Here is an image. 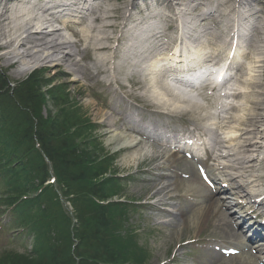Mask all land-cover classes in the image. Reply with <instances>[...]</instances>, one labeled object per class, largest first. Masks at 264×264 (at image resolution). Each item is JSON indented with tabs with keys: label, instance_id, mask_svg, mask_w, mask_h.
<instances>
[{
	"label": "rangeland",
	"instance_id": "1",
	"mask_svg": "<svg viewBox=\"0 0 264 264\" xmlns=\"http://www.w3.org/2000/svg\"><path fill=\"white\" fill-rule=\"evenodd\" d=\"M39 1L40 7L46 4L44 0ZM191 1L181 0L180 2L189 4ZM193 1L197 2V0ZM239 1L241 3L242 0L199 1V3L204 4L205 8L199 7L196 10V14L203 12L213 13L212 18L204 21L203 25L197 29V32H201L204 36L210 33L208 40H204L206 45V49L205 47L202 48V50L205 49V51L203 50L204 56H218L220 59L228 56V51L230 47L232 48L233 41H230V38L227 39L229 37V29L232 27L227 28V25H234L233 21L238 20V25H240L244 23V18H250L249 21H252V26L249 28V32L254 36L259 32L257 34L258 41L264 37V0L251 3V7L250 5L249 7L247 5L240 6ZM196 2L191 6L192 9L196 7ZM222 2H230L229 5L237 4L236 11L217 8V4ZM167 3V0H138L135 9L131 10V7L129 9L133 14L130 18L134 16L138 20L139 18L145 19L153 13V15H158V19L154 18L150 22H145L144 20L146 25L142 26L137 23L132 26V24L128 23L127 27L125 26L126 28H123L122 25L118 29H107L105 34L111 40L106 45L111 47L112 50L110 52L95 51L93 49L95 46L93 45V40H90V44L87 45L72 46L71 48L74 51L80 52L79 55L73 58L75 62H80L83 68V72L79 75L66 72L69 71L66 65L59 66L61 72H57L55 70L58 68H53V66L46 63H40L28 71H23L15 60L8 59L10 56L5 54L6 51L3 47L5 41L2 38H0V71L4 73L11 86H14L16 82L25 80L37 70L48 79L55 80L57 84L59 82L66 84L71 100L75 104H79L82 112L87 115L92 124L97 126L96 135L101 140L105 150L114 157L117 177L124 181L121 184L122 190L115 200L133 201L139 205L137 210L130 209L131 211L127 213L124 222L119 226L129 235L126 236L130 238L129 246L134 248V251L130 253L142 259L143 264H264V253L256 252L254 248L258 246L249 244L244 234H241V230L236 228V234H241L238 240H235V238L229 239L227 233L219 226L224 224L223 218L220 219L215 216L211 217L210 221L207 219L198 221L195 225L191 222L195 214L200 216L203 213L205 214L204 208L207 206V200L203 191L200 194H194L193 187L187 183L195 184V187L200 186L206 177L204 173L199 174L198 172H205L206 175L207 173L210 175L212 171L214 175L219 173L218 177L221 178L222 174L217 171L218 167L213 166L210 160L204 161L203 159H199L193 169H190V167L184 168L181 164H174L172 163L174 161H170V152L165 147L154 143L153 140L147 139L146 137L149 135L144 133V128L146 127L176 134L183 133L185 135V133L193 132L195 135H203L207 128L214 127L217 120L216 115L223 117L228 115L230 112L228 111V106L232 104L231 100L228 101L222 98L218 91L210 94L200 88L197 89L196 87L193 88L189 85H181L175 82L178 73L173 72V69L166 70L164 63L158 62L161 66L163 65V71L160 72L162 77L166 74L173 76V78L168 80L159 78L156 75L157 71L152 72L154 69L152 64L157 63L159 59V57L154 56V52H149L146 57L141 55V58L145 59L153 55L150 61L145 60L139 65L133 64L131 66V60L139 61L140 58L139 52L135 48V50L130 48L132 44L138 41L136 38L138 33L133 34L136 29L138 31L144 28L164 30L167 40L165 43L168 45L170 53L174 52L176 48L182 47V44L179 45V33L178 30H175V27L178 25L181 26V29L184 27L180 22L182 16H184L180 13V9H184V7H170L166 11ZM127 7L126 0H104V3L97 2L92 6L97 12L95 15L81 20L83 25L80 27L74 24L73 27L69 26L74 33L70 30L64 31L63 24L59 22L54 27L62 29V37L77 42L79 33H81L80 30L87 29L90 25L102 27L101 24L97 25L93 22V18L99 15L121 17L125 8L127 11ZM251 8L253 9L251 10ZM116 9L118 10L116 11ZM228 10L235 11L234 15H228ZM214 11L216 12L214 13ZM106 12L110 14H106ZM219 12L221 14H218ZM166 15H172L173 18L178 19V22L168 20L169 18H166ZM66 20L71 19L67 18ZM74 21H78V19ZM120 22L122 21L117 22V24H120ZM255 22L262 34L260 31L255 32L253 30L252 27ZM110 23L112 24V22ZM201 38L202 36L196 38L195 46L201 43ZM219 42L225 43L226 46L228 45L226 54L222 51L221 54L216 55ZM147 43L149 46L152 44L149 40H143V47H148ZM202 45L203 43L200 44V46ZM257 46V49L262 48L261 53L255 52V49H249V51L242 52L234 58V63H236L234 76L237 75L236 78L243 77V74L249 71V68L254 65L251 61L258 57L257 54L261 55L262 58L264 57V47H262L264 43L259 42ZM247 52L250 54L248 55L249 57L244 56ZM106 60L108 61L107 63H105ZM101 62L105 63L103 67L100 65ZM182 66H178V69H182ZM258 71L262 72V69ZM145 74L152 75L151 79L156 80L159 87L165 88L164 84L174 82L177 83L174 88L180 89L179 91L184 94H199L201 97L199 101L202 103L200 107L203 110H191V106H182L178 109L172 106L163 108L161 105L154 103L151 100V96L145 92L146 83L145 81L143 82L144 78H142ZM262 74L261 83L263 84L264 73L262 72ZM163 78H166V76ZM165 81H168V83ZM229 85H232L231 80H229L227 86L223 84L219 88L223 89L225 87L224 91L226 92L229 90ZM170 86L173 87L172 84ZM259 87L257 88L258 91L250 87L252 92L260 93L258 97L252 98V101L239 98L233 103L240 105L239 109L243 110L230 113L233 114L232 117L236 120L244 119L248 122L246 126L236 121L238 122L236 125L240 129L237 134H241L242 131L248 129L251 122L250 116L255 113V106H258L257 103L259 104L260 100L264 99V84ZM48 105L46 111L43 110V113L46 115L47 112H53L54 114L55 109L52 108L50 103ZM133 123H139L141 128L136 127ZM224 132L226 136H232V131ZM141 134L142 137L140 136ZM123 137L132 138V145L119 148V142ZM209 143L211 145L210 141ZM172 152L175 153V150ZM257 156L258 162L256 161L254 164L255 175L260 178L262 186L259 185L258 188L264 199V143ZM177 157L189 161L188 157L183 153L178 154ZM198 189L201 191L200 187ZM161 190L162 194H160ZM226 197L225 195H219L217 198L225 201ZM232 198V195H229V199ZM236 200L238 201V198L228 200V203L226 201L230 207L228 213L232 216L235 212L242 213L239 208L235 207ZM254 200L258 201L257 198ZM249 209L251 211L255 210L254 208ZM260 211H263V216L264 207L259 208L257 212L260 213ZM181 214H184V218H187L185 222ZM206 215L210 216V214ZM234 217L237 219V215H234ZM5 220V217L0 218L1 222ZM238 223L240 221L237 219L236 224ZM257 226H259V223H257ZM120 232L123 234L122 231ZM6 238L0 234V256L4 252V246L8 247L6 248L8 251H24L20 246L7 245ZM250 250L253 251L254 258Z\"/></svg>",
	"mask_w": 264,
	"mask_h": 264
},
{
	"label": "trees",
	"instance_id": "2",
	"mask_svg": "<svg viewBox=\"0 0 264 264\" xmlns=\"http://www.w3.org/2000/svg\"><path fill=\"white\" fill-rule=\"evenodd\" d=\"M96 129L65 83L37 70L11 86L0 71V216L24 248L0 264H143L120 227L135 206L115 201L123 183Z\"/></svg>",
	"mask_w": 264,
	"mask_h": 264
},
{
	"label": "bare ground",
	"instance_id": "3",
	"mask_svg": "<svg viewBox=\"0 0 264 264\" xmlns=\"http://www.w3.org/2000/svg\"><path fill=\"white\" fill-rule=\"evenodd\" d=\"M127 1V11L126 8L124 9V12H122L121 17L116 16H101L93 18V22H95L97 25L101 24L102 27L92 26L90 25L89 28L80 30L81 33H79V39L77 42L71 41L66 37L61 36V30L59 27H54L56 23H58L60 20H63L65 18H68V15L70 14L71 20H66L63 22V30H70L69 26L73 27V24L77 27H80L82 24L81 20H84L88 17H91L96 14V10L92 8L94 4L97 2L104 3V0H44V3H46L44 6L40 7V1L39 0H0V38L5 41L3 47L5 49V54L9 55L10 58L16 61V64H19L23 71H28L36 66H38L40 63H46L48 65L53 66V68H58L55 71L61 72L59 66L66 65L67 69L69 71H66L68 73H74L76 75H79L83 72V68L80 65V62H75L73 58L80 54L79 51H74L71 47L73 46H79V45H87L90 44L89 41L93 40L95 45L93 49L97 52H110L112 49L110 46L106 45L110 42V37L106 36L105 32L107 29H118L123 25V28L129 24H138L140 26L146 25L145 22H150L154 18L158 19V15H153L151 13V16L146 17L145 19L139 18H130L132 17L131 10H134L137 4L138 0H126ZM167 8L166 11L172 7L177 8V6H180V8L184 7V9H180V13L183 14L180 22L184 25L183 33L178 36V39L180 41L179 45H183L181 48H176L174 52H169L168 45L163 41V34L161 31H159L158 34L153 35L152 38L155 40L153 42V45L151 44L148 47H143L142 43L143 40H146L149 38L150 34L154 33V30H151L150 28H144L140 29L139 31L136 29L134 30L133 34H137L138 41L135 42L130 46V48L133 50L134 48L139 52L140 58L139 61L131 60V66L139 65L140 63H143L146 61H150V58H153V55L148 57L147 59L141 58V55L146 57L148 56L149 52H154V56L159 57L157 60V63H153L152 66L154 67L152 72H156V75L159 76V78L162 79H171L173 76L171 75H164L166 78H163L160 74L161 71H163V65L166 68V70L173 69V72L176 74L178 73V66L181 67L182 64V70L185 73V79L193 74L194 71L200 70L201 74H204V70L207 69L202 66L207 64H213L217 63L216 66L219 64L220 61L223 59H220L218 56H212V57H206L204 56V51L206 49V45L204 43V40H208L209 34L207 33L205 36L201 34V32H197V29L200 28L203 25L204 21H207L212 18L213 13L210 12H203L196 14V10L201 7L205 8L204 4L199 3L200 0H197L196 7L191 8V6L195 3L193 0L189 2V4L183 2L181 3V0H167ZM203 1V0H201ZM259 0H242L241 3L239 1L240 6L249 5L251 3H256ZM53 3L57 4L52 5ZM230 2L227 3H219L217 4V8H226L235 10L237 9V4H231ZM40 7V8H38ZM131 7V10H129ZM251 7V5H250ZM253 8H251L252 10ZM118 9H116L117 11ZM71 11V13H68ZM123 11V10H122ZM234 11V12H235ZM216 11H214L215 13ZM222 12V11H221ZM219 12L218 14H221ZM228 15H234V12L227 11ZM245 12V11H244ZM105 13V12H103ZM102 13V14H103ZM106 14H110L109 12H106ZM248 15V14H247ZM143 16V15H140ZM249 16V15H248ZM166 18H169L168 20H173L178 22L177 18H173L172 15H166ZM69 19V18H68ZM78 19L77 21H74ZM80 19V20H79ZM250 18H244V23L247 25L249 23ZM120 22V24H117V22ZM142 21V22H140ZM92 22V23H93ZM105 22V23H104ZM112 22V24L110 23ZM111 25H110V24ZM236 25H235V24ZM234 25H227V28L229 29V37L230 41L232 40L234 42V45L232 50H230L229 57L231 54L237 55L238 54V43L237 41L231 37L234 35V29L235 27H238L239 21H233ZM56 26V25H55ZM131 26V27H132ZM264 26V25H263ZM125 27V28H126ZM253 30L255 32L260 31V28H258L256 22L253 25ZM189 29V30H185ZM176 30V27H175ZM203 30V29H201ZM186 32V33H185ZM72 33H74L72 31ZM76 33V32H75ZM142 33V34H141ZM204 33V32H202ZM78 34V33H77ZM97 34V35H96ZM259 34V32H257ZM256 36H253L249 39L250 49H255V52H260L261 49H257V43L261 42L264 43V37L261 38L259 41ZM262 34V32H261ZM260 34V35H261ZM143 36V38H142ZM198 36H202L201 43H203L202 46L198 44L195 46L194 42L197 40L196 38ZM158 41V42H157ZM193 42V43H191ZM252 43V44H251ZM232 44V43H231ZM200 46V47H199ZM205 47V49L202 50V48ZM227 47L225 43L219 42V45L217 46L216 55L221 54L222 51H227ZM264 47V46H262ZM71 48V50H70ZM87 49V48H86ZM134 49V50H135ZM258 50V51H257ZM156 52V53H155ZM241 53V52H239ZM264 54V52H263ZM249 53H245V57H249ZM258 57H255L256 59L254 61H251L254 65L249 68V71L245 74H243V77L240 76L239 78H236V76L229 78L231 80V84L229 85V93H224V98L228 101L231 100L232 104L228 106L230 111L227 116L223 117L220 115H216L217 120L215 121V125L212 128H207L206 134L208 137V141L211 142V147H208L206 150L207 155L209 156V159L211 162L216 164L218 166L217 171H220L222 176L220 180H224L225 183H227V186L229 188V191L234 194V196L239 198V201L244 204L242 209L249 208V206H264L263 202L255 201L254 199H260L263 195L260 193V189L258 188L259 185L262 186L260 183V178L255 175V163L258 162V154L260 150L263 148L264 143V112L263 113H257L264 111V99L260 100L261 105L257 103L258 106H255V113L250 116L251 122L249 123V127L247 130L242 131L241 134H237L240 129L237 127L236 123L240 122L248 125V122L244 119L236 120L234 117H232L233 114L236 111H240L243 109H239L240 105H235V101L239 98H245L250 101H252V98L255 96L258 97L260 94L256 91H251L250 87L257 90V88H260L259 86H263L262 78L264 73V57L262 58L261 55L257 54ZM128 60V59H127ZM168 61V62H167ZM174 61V63H173ZM108 61L106 60L105 63ZM159 63H164L162 66ZM170 62H172L170 64ZM263 62V63H262ZM105 63L101 62V67L105 65ZM262 63V64H260ZM201 65V66H198ZM232 65V64H231ZM227 66V72L230 71L232 66ZM195 67V68H194ZM157 68V70H156ZM161 68V69H159ZM258 71V70H261ZM204 71V72H203ZM102 73V72H101ZM145 74L142 78H144L143 82L145 81L146 90L145 92L148 93L151 96V100H153L154 103L161 105V107H186L191 106V110H203L202 103H200V95L199 94H184L183 92L179 91L178 89L174 88L176 87V84H185L188 85V83H182L178 78H176L177 83L165 81L168 84H164V87H159L157 85L158 82L156 80L151 79L152 75ZM262 76V77H261ZM148 77V79H146ZM236 78V79H234ZM147 80V82H146ZM228 80V81H229ZM239 83V84H238ZM173 85L171 87L170 85ZM228 84V82H227ZM226 84V86H227ZM237 84V85H236ZM248 85V86H247ZM250 86V87H249ZM236 87V88H235ZM248 89V90H247ZM213 90V89H212ZM216 91V90H214ZM258 91V90H257ZM263 93V91H262ZM220 94H222L220 92ZM195 96V98H194ZM216 111V110H215ZM219 114V113H218ZM235 116V114H234ZM215 117V116H214ZM238 121V122H236ZM247 122V123H246ZM224 131H232V136H226ZM157 134L156 129H151V135L147 139L153 140L156 144L160 146H164L167 148L169 145V141L165 140L164 142L161 140L156 139L154 136ZM132 139V138H131ZM123 137V139L119 142V148L121 147H128L132 145V140ZM146 139V140H147ZM203 141V140H201ZM199 142V141H198ZM205 144L206 141L204 142ZM171 147L178 146L180 147V142L174 141L171 145ZM208 146V144H207ZM171 150V148H170ZM170 150L169 156L170 161H174L172 163L174 164H181L182 167H190V169H193L195 167V163L198 162V159H196L192 153L187 154L188 157L187 160L177 157V153H173ZM199 174L203 172H198ZM185 184V183H184ZM187 184H191V187L194 189V194H200L199 187L201 191L206 190V197L207 200V206L204 208L205 214H210V216L203 213V215L195 214L193 216L191 222L195 225L197 222L202 220H208L211 219V217L218 216L220 219L223 218L222 221H224L223 225L220 224L223 228V230L227 233L229 239L235 238V240H238L241 236L240 234H236L235 229V219L232 218V215L228 213L230 210L228 207V204L224 200H220L217 198V195H219V191L217 188L214 189H208L203 184L200 186H194L195 184H192L188 182ZM203 189V190H202ZM197 190V192H195ZM213 191V192H210ZM223 192H226L225 190L221 189L220 193L223 194ZM159 193V192H158ZM192 193V192H191ZM160 194H162V190L160 191ZM252 199V201H251ZM258 203H261L257 205ZM183 217V221L187 218H184V214H181ZM205 216V217H204ZM251 251V255L254 258L253 251ZM249 251V252H250ZM259 252H264V246H261L259 248Z\"/></svg>",
	"mask_w": 264,
	"mask_h": 264
}]
</instances>
